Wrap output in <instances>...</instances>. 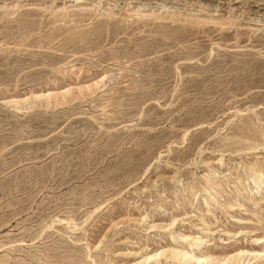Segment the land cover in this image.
<instances>
[{
  "label": "rangeland",
  "instance_id": "rangeland-1",
  "mask_svg": "<svg viewBox=\"0 0 264 264\" xmlns=\"http://www.w3.org/2000/svg\"><path fill=\"white\" fill-rule=\"evenodd\" d=\"M197 260L264 264V0H0V264Z\"/></svg>",
  "mask_w": 264,
  "mask_h": 264
},
{
  "label": "bare ground",
  "instance_id": "bare-ground-1",
  "mask_svg": "<svg viewBox=\"0 0 264 264\" xmlns=\"http://www.w3.org/2000/svg\"><path fill=\"white\" fill-rule=\"evenodd\" d=\"M196 261V260H195ZM197 262H198V264H202V262L201 261H199V260H197Z\"/></svg>",
  "mask_w": 264,
  "mask_h": 264
}]
</instances>
